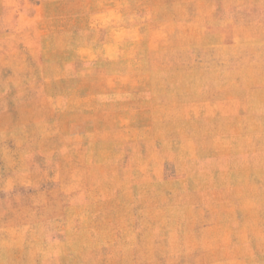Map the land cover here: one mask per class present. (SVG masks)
Masks as SVG:
<instances>
[{"label":"rangeland","instance_id":"rangeland-1","mask_svg":"<svg viewBox=\"0 0 264 264\" xmlns=\"http://www.w3.org/2000/svg\"><path fill=\"white\" fill-rule=\"evenodd\" d=\"M0 264H264V0H0Z\"/></svg>","mask_w":264,"mask_h":264},{"label":"crops","instance_id":"crops-1","mask_svg":"<svg viewBox=\"0 0 264 264\" xmlns=\"http://www.w3.org/2000/svg\"><path fill=\"white\" fill-rule=\"evenodd\" d=\"M215 221H213L212 223H210V226L208 227L209 229L206 230V231H201V235H200V242L199 243H205V238L208 236V234L210 233V231L213 229V226L214 225H217L218 222H217V218L216 217H213ZM212 218V219H213Z\"/></svg>","mask_w":264,"mask_h":264}]
</instances>
